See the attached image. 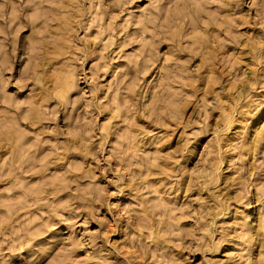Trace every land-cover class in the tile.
Here are the masks:
<instances>
[{"label":"clouds","instance_id":"obj_1","mask_svg":"<svg viewBox=\"0 0 264 264\" xmlns=\"http://www.w3.org/2000/svg\"><path fill=\"white\" fill-rule=\"evenodd\" d=\"M0 264H264V0H0Z\"/></svg>","mask_w":264,"mask_h":264}]
</instances>
